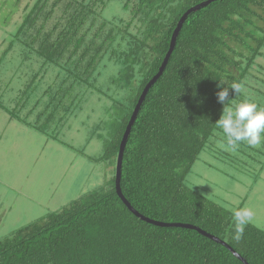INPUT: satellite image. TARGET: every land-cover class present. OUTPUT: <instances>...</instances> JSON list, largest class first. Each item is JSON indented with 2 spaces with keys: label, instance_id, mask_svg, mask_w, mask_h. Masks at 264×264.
<instances>
[{
  "label": "trees",
  "instance_id": "trees-1",
  "mask_svg": "<svg viewBox=\"0 0 264 264\" xmlns=\"http://www.w3.org/2000/svg\"><path fill=\"white\" fill-rule=\"evenodd\" d=\"M112 1L34 0L8 33L0 110L9 121L60 141V128L92 95L96 104L110 99L108 118L92 126L104 139L102 154L81 153L113 170L100 188L0 239V264H244L196 230L140 219L115 187L120 143L139 98L158 74L182 16L208 0H122L126 17H105ZM263 59L264 0H215L190 12L131 128L120 182L148 220L198 227L248 264H264V230L249 224L235 239L231 211L187 178L203 152L220 148L218 91L240 83L244 92L234 96L229 89L230 98L247 97L264 108ZM51 69L53 78L43 83Z\"/></svg>",
  "mask_w": 264,
  "mask_h": 264
},
{
  "label": "rangeland",
  "instance_id": "rangeland-1",
  "mask_svg": "<svg viewBox=\"0 0 264 264\" xmlns=\"http://www.w3.org/2000/svg\"><path fill=\"white\" fill-rule=\"evenodd\" d=\"M33 1L0 0V56L8 45V33L20 23L24 9ZM103 15L125 16L122 0L110 2ZM13 56L12 52L7 55ZM258 61L264 66V59ZM106 71L111 72L109 68ZM53 72L51 69L47 73L43 83L53 78ZM14 92L11 90L8 98ZM92 96L89 105L60 128V141L9 121L8 114L0 110V239L63 209L107 182L113 169L81 153L83 150L86 156L96 158L104 150V139L97 136L101 132L93 133L92 126L97 120L108 118L112 101L101 97L96 104ZM8 98L3 99L5 104ZM241 147L235 152L220 147L219 153L216 144L212 150L203 152L187 184L229 210L237 206L253 207L257 214L255 225L264 230V145L253 151L243 150L242 143L238 148Z\"/></svg>",
  "mask_w": 264,
  "mask_h": 264
},
{
  "label": "clouds",
  "instance_id": "clouds-1",
  "mask_svg": "<svg viewBox=\"0 0 264 264\" xmlns=\"http://www.w3.org/2000/svg\"><path fill=\"white\" fill-rule=\"evenodd\" d=\"M229 89L234 96L244 92L243 85L235 83L216 93L217 101L223 105L222 114L215 122L222 133L219 146L230 152H235L241 143L252 148L261 147L264 145V108L247 97L234 102ZM230 211L236 229L235 239L239 240L246 226L257 223V214L253 207L247 205L230 208Z\"/></svg>",
  "mask_w": 264,
  "mask_h": 264
},
{
  "label": "water",
  "instance_id": "water-1",
  "mask_svg": "<svg viewBox=\"0 0 264 264\" xmlns=\"http://www.w3.org/2000/svg\"><path fill=\"white\" fill-rule=\"evenodd\" d=\"M212 1H215V0H208V1H205L195 7H192L191 9H189L183 16L182 18L180 19L174 33H173V36H172V39H171V43H170V48L164 58V61L159 69V72L157 75H155L153 77V79L147 84V86L145 87L143 93L141 94L140 98H139V101L132 113V116H131V119L127 125V128H126V131L122 137V140H121V143H120V147H119V152H118V157H117V161H116V176H115V187H116V192L118 194V196L121 198V200L125 203V205L129 208V210L134 213L137 217H139L140 219L142 220H146L152 224H155V225H159V226H173V227H183V228H189V229H193V230H196L198 232H200L201 234L211 238L212 240L216 241L217 243H220L222 244L223 246L227 247L235 257H237L238 259H240L244 264H248V262L240 255L238 254L231 246H229L225 241L219 239L218 237H215L213 235H210L208 234L207 232L203 231L202 229L198 228V227H195L193 225H189V224H180V223H171V224H165V223H160V222H155V221H151V220H148L146 217H144L143 215H141L138 211H136L132 206L131 204L129 203V201L125 198V196L123 195L122 193V189H121V169H122V163H123V155H124V150H125V147H126V144H127V141H128V138H129V135H130V132H131V128L137 118V115L139 113V110L141 108V105L145 99V96L149 90V87L158 79V77L161 75V73L163 72L166 64H167V61L170 57V55L172 54L173 52V49L175 47V43H176V38H177V35L183 25V22L185 21L186 17L188 16V14L192 11H196L198 10L199 8L203 7V6H206L208 5L209 3H211Z\"/></svg>",
  "mask_w": 264,
  "mask_h": 264
}]
</instances>
